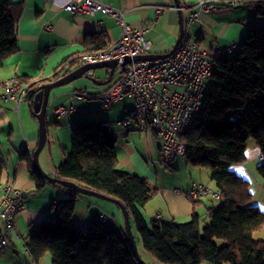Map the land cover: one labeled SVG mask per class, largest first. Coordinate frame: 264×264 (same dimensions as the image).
Segmentation results:
<instances>
[{"label": "trees", "instance_id": "obj_1", "mask_svg": "<svg viewBox=\"0 0 264 264\" xmlns=\"http://www.w3.org/2000/svg\"><path fill=\"white\" fill-rule=\"evenodd\" d=\"M246 5L264 16V0H246ZM21 12V4L13 6L9 0H0V67L17 52L15 28ZM84 47L95 51L104 45L87 35ZM211 61L215 71L202 107L179 138L186 145L185 162L207 169L223 198L217 206L207 208L204 217L194 212L185 223H147L141 210L152 197L151 187L146 180L117 167L112 124L107 121L86 120L72 128L71 149L54 169L56 178L123 205L133 234L154 261L151 264H264V237L253 238V233L264 228V212L251 204L249 182L230 170L232 165L245 162L248 141L253 140L262 158L256 174L264 186V26L251 28L231 57L221 55ZM69 72L70 68L57 73L54 80ZM21 81L27 83L29 79ZM36 88L31 84L26 95L31 109ZM20 159L26 162L34 181L31 193L40 192L46 182L26 150ZM5 167L0 156V183ZM52 185L68 197L51 204L53 221L40 224L26 239L35 262L48 254L51 264H138L121 227L113 230L92 218L82 231L71 220L78 199L86 196Z\"/></svg>", "mask_w": 264, "mask_h": 264}, {"label": "crops", "instance_id": "obj_2", "mask_svg": "<svg viewBox=\"0 0 264 264\" xmlns=\"http://www.w3.org/2000/svg\"><path fill=\"white\" fill-rule=\"evenodd\" d=\"M68 1L9 0L13 6L21 4L22 12L15 28L17 52L8 57L0 67V81L11 77L18 79L22 101L19 105L0 101V156L6 162L1 177L0 195L5 185L19 189L23 193V209L15 215L11 228L0 221V233L7 240V245L0 252V264H51L48 254L35 262L30 253H27L26 239L40 224L53 221L51 204L68 197V193L47 182L40 192L31 193L34 181L27 172L26 162L20 159V154L26 150L32 160V153L38 144V125L34 123L36 117L33 116L26 100L29 86L34 84L37 87L55 81L57 73L61 75L68 68L73 71L81 65L75 57L86 52L84 41L87 35L95 36L106 48L118 39L121 32L120 26L110 17L76 16L64 11L62 7ZM96 1L122 9L125 21L131 28L146 27L145 36L152 45L150 54L162 55L172 49L179 35L178 13L173 0ZM195 10L194 1L191 0L186 1V9L180 11L184 29L181 41L183 39L196 41L207 52L214 48L239 46L251 28L264 26V16L256 14L255 10L246 4H239L231 7L219 6L214 11L198 13L197 20L189 27H185L187 15ZM46 23L51 24L50 30L45 29ZM233 54L234 52L226 51L224 56L231 57ZM61 67L65 68L61 70ZM93 71L92 79L96 82L108 78L109 70L106 68L104 72ZM22 78H28L29 82H22ZM106 87L107 85L98 86L93 82L92 85L73 82L50 91L45 118L46 143L37 157L41 170L56 178L55 167L64 160L71 149L72 128L86 120L107 121L112 124L117 167L146 180L151 187L152 197L141 210L147 223L152 220L185 223L194 212L204 217L207 208L217 206L214 202L218 200L205 198L195 203L183 195L176 194L174 190L186 191L193 183L215 189L209 171L205 168L191 167L184 159L178 160L170 169L164 168L160 161V139L155 133L140 132L135 127L124 128L119 125L124 109L132 107L133 99L126 96L128 99L124 98L117 102L118 105L121 104L120 107L114 108L111 105L103 108L100 101L94 97L102 93ZM75 91L86 93L91 98L75 101V109L67 116H56L54 108L59 105L65 107L70 105L71 95ZM91 100L98 101L103 109L112 108L107 112L99 111L90 103ZM56 146L59 153L55 152ZM259 158L257 147L252 149L247 147L245 162L232 165L230 170L249 182L251 204L264 212L263 181L259 180L256 174L258 163L255 166L250 163L255 159L258 161ZM251 179L260 184L258 197L257 192L251 189ZM77 202H81L79 207L83 211L81 214L77 211V215L85 220L90 217L88 222L92 218H98L102 213L114 216L112 208L108 206H114L111 203L104 201L94 203L84 201L83 198H79ZM88 222L80 225L87 227ZM72 224L79 225L73 222ZM133 235L136 245L140 246L138 238Z\"/></svg>", "mask_w": 264, "mask_h": 264}, {"label": "built area", "instance_id": "obj_3", "mask_svg": "<svg viewBox=\"0 0 264 264\" xmlns=\"http://www.w3.org/2000/svg\"><path fill=\"white\" fill-rule=\"evenodd\" d=\"M179 1V10L184 11L186 1L191 0ZM193 1L196 10L187 15L185 27L197 20L198 13L214 11L219 6L246 4V0ZM62 9L76 16L110 17L120 26V35L114 43L103 49L83 52L75 59L84 65L128 57L130 61L124 66H117L111 82L102 93L94 97L100 101L103 108L110 107L126 96L131 97L133 105L124 109L119 125L124 128L135 127L140 132L155 133L160 139V161L166 167H172L178 160L184 159L186 145L179 138L193 124L202 107L209 81L215 71L211 59L224 55L226 51L236 52L238 46L214 48L207 52L196 41L183 39L165 59L133 61L135 56L149 54L152 45L145 36L147 28H131L125 21L122 9L96 0H69ZM45 29L50 30L51 24L46 23ZM84 76L93 78L94 71L88 70ZM88 98L91 96L75 91L71 95L70 105L56 106L54 113L58 117L67 116L75 109V101ZM0 101L19 105L22 94L18 79L11 77L0 81ZM174 192L192 202L205 198L223 201L217 190L198 183H193L186 191ZM22 198L23 193L19 189L11 185L3 186L0 195V221H3L6 227L11 228L14 225L15 215L23 209ZM98 220L113 230H118L112 215L102 213ZM76 226L82 231L86 230L83 225ZM6 245L7 240L0 233V252ZM26 250L28 253L27 247Z\"/></svg>", "mask_w": 264, "mask_h": 264}, {"label": "water", "instance_id": "obj_4", "mask_svg": "<svg viewBox=\"0 0 264 264\" xmlns=\"http://www.w3.org/2000/svg\"><path fill=\"white\" fill-rule=\"evenodd\" d=\"M174 1V6L175 9H177L178 13V23H179V35L172 47V49L162 55H154V54H146L142 56H135L133 58V61H139V60H161L165 59L168 56H170L174 50L176 49L177 45L180 43L183 34H184V29H183V18H182V13L179 10L180 7V1L179 0H173ZM130 59L128 57L123 58V59H115V60H109V61H103L99 62L96 64H84V65H79L76 69L73 71H70L68 74L56 79L55 81L48 82L45 84H42L40 86H37L35 95L32 100V113L35 114V117L38 121V144L36 149L32 153V164L34 166V169L36 172L41 176V178L49 183V184H59L62 186H65L69 189L74 190L76 193L86 196V197H92L100 201L108 202L113 205H116L119 207V209L122 212L123 216V222H124V230H125V236L127 240L129 241V244L132 247L135 259L138 264H144L141 259L138 257L137 254V249H136V242L135 238L131 229V224H130V219L128 212L124 208L123 205H121L118 201L108 198L102 194L96 193L92 190L86 189L84 187L79 186L78 184L68 181V180H61L58 178H53L44 173L37 161V157L39 152L43 149L45 143H46V136H47V130H46V110L48 107V102H49V95L50 91L53 88H57L60 86H64L66 84L72 83L76 80H78L81 77H84V73L87 72L88 70H96V69H101V68H106L109 70V75L108 78L105 81L102 82H96L94 79L89 78L90 81H92L94 84L98 86H106L108 85L112 78H113V73L114 70L116 69L117 66H124L126 65Z\"/></svg>", "mask_w": 264, "mask_h": 264}, {"label": "rangeland", "instance_id": "obj_5", "mask_svg": "<svg viewBox=\"0 0 264 264\" xmlns=\"http://www.w3.org/2000/svg\"><path fill=\"white\" fill-rule=\"evenodd\" d=\"M104 72L105 71V68H101V69H96L95 72L98 73V72ZM99 78V77H97ZM102 78V77H100ZM80 82H84V83H87V84H91L92 85V82L88 79V78H85V77H81L79 78L78 80L74 81V84H78ZM73 83V82H72ZM125 99H128V98H125ZM90 103L94 104L99 111H102V112H107L109 110H111V108L114 106V108L116 107H120L121 104H117V103H114L112 105V107L110 109H103L98 101L96 100H91ZM119 109V108H118ZM123 117V116H122ZM34 123L36 124V126L38 125V122H37V119L34 120ZM78 126V125H77ZM38 129V128H37ZM47 147V146H46ZM71 147V145H70ZM247 147L248 149H252V148H255L256 147V144L253 140H249L248 141V144H247ZM55 152L56 153H59V149L58 147L56 146L55 147ZM58 155V154H57ZM253 166H255L258 161L257 159L253 160L252 162H250ZM162 166L164 168H166V166L164 164H162ZM255 168V167H254ZM168 169V168H167ZM254 173H255V169H254ZM257 178L259 180H261L259 178V176L257 175ZM262 181V180H261ZM251 182H252V191H256L257 192V197H258V194H259V190H260V184H257L254 180L251 179ZM84 201H89V202H98V203H102L101 201H98L96 200L95 198H92V197H85L83 198ZM219 202L218 201H215L214 202V205H218ZM81 205V202H77V206H76V213L75 215L73 216L71 222L73 223H76V224H84L85 222H88V220L90 219V217H87V219L85 220L84 218H82L81 216H78L77 215V211L81 214L83 211L81 210V208L79 207ZM109 207H111L113 210V217H114V220L116 222V224L121 227L122 231L124 232L125 234V230H124V222H123V216H122V213H121V210L116 208L115 206H111V205H108ZM94 216V215H93ZM207 222V221H205ZM89 223V222H88ZM264 228H261L259 232H256V233H253V238L258 240V239H262L264 237ZM219 245H221L222 243H218ZM136 249H137V254H138V257L141 259V261L144 263V264H151L153 263L154 261L151 259V257L141 248V246H139L138 244L136 245Z\"/></svg>", "mask_w": 264, "mask_h": 264}]
</instances>
